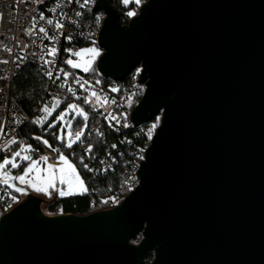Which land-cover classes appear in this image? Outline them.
<instances>
[{"label":"water","instance_id":"1","mask_svg":"<svg viewBox=\"0 0 264 264\" xmlns=\"http://www.w3.org/2000/svg\"><path fill=\"white\" fill-rule=\"evenodd\" d=\"M94 9L102 78L142 68L131 124L162 115L140 185L108 211L46 216L9 172L27 200L0 223V264H264V0H149L128 25L110 0Z\"/></svg>","mask_w":264,"mask_h":264},{"label":"built area","instance_id":"2","mask_svg":"<svg viewBox=\"0 0 264 264\" xmlns=\"http://www.w3.org/2000/svg\"><path fill=\"white\" fill-rule=\"evenodd\" d=\"M125 1L130 6L123 9L121 18L124 22H131L136 17L135 11L141 10L149 2ZM96 3L97 0H0V159L13 151L21 150L24 155L31 156L32 160L39 159L43 164H48L49 174L50 165L64 153L63 147L21 143L20 133L28 124L48 127L53 116L72 102L76 104V108L79 105L89 106L101 119L118 121L127 127L126 119L130 121L135 101L146 91L145 86L139 83L142 68L135 70L131 83H117L110 80L104 82L101 75V78L87 77L86 72L64 63L69 59L73 62L77 60L76 53L84 44L98 41L106 14L95 11ZM41 28L45 32H40ZM53 51L56 54L49 55ZM20 57L24 59L21 60ZM49 61L52 63H48ZM28 67L37 68L50 83L46 96L34 108L32 115L19 108L11 94L13 83ZM45 106H49L47 113L44 111ZM86 116L88 119L90 115L86 113ZM156 132L151 128L143 130L147 141L130 164L124 178V185L130 192L140 185L139 171ZM69 140L73 145L78 138L65 134L61 142L68 147ZM56 149H59V153ZM109 159L107 162L100 160L102 171L110 167L108 164L113 157L110 156ZM89 165H92V160ZM15 182L17 184V179ZM17 186L29 190L27 186ZM26 199V196L15 194L0 182V223L5 215Z\"/></svg>","mask_w":264,"mask_h":264},{"label":"trees","instance_id":"3","mask_svg":"<svg viewBox=\"0 0 264 264\" xmlns=\"http://www.w3.org/2000/svg\"><path fill=\"white\" fill-rule=\"evenodd\" d=\"M110 5L118 12L120 23L128 25L130 22H124L121 16L123 9L130 5H127L125 0H110ZM139 13L140 10H137L134 14L138 16ZM93 43H86L83 48H87ZM97 63L89 72H86L87 77H100L96 68ZM135 72L125 79V83L132 82ZM102 81L109 82L103 78ZM49 86L50 83L37 68L28 67L13 83L11 94L17 106L28 115H32L34 108L46 96ZM144 94L135 101L132 110L140 104ZM83 108L90 116L86 121L80 118L76 122L78 127H82V129L85 127L84 135L71 148L65 147L56 138L58 131H48V127L43 125L28 124L20 133L21 143H43L35 138L44 137L49 140L51 147L62 146L63 152L78 166L84 178L87 191L64 196L59 195L57 191H52L50 197L45 198L48 201L47 212L52 216L86 217L93 213L114 209L122 204L131 193L124 185L125 174L140 148L147 141L143 130L151 128L153 132L157 131L162 123V115H159L151 124L140 128H134L129 119H126L127 127H125L118 121L108 122L101 119L97 113L90 110L89 106H83ZM153 125L156 127L153 128ZM110 156L113 157L108 164L110 167L106 171H102L100 160L107 162L110 160ZM90 160H92V165H89ZM141 239L142 237L138 236L133 243L139 244ZM154 258L155 254L151 253L147 264H151Z\"/></svg>","mask_w":264,"mask_h":264},{"label":"rangeland","instance_id":"4","mask_svg":"<svg viewBox=\"0 0 264 264\" xmlns=\"http://www.w3.org/2000/svg\"><path fill=\"white\" fill-rule=\"evenodd\" d=\"M90 49H95L96 50L95 54L91 52ZM102 52L103 51L99 48L98 41L94 42L92 45H90L87 48L79 49V51L76 53L77 60L73 62L75 65H79V66L74 68L84 72H89L102 56L103 54ZM96 68L98 69L97 66ZM70 104L76 105L74 102ZM81 112H83L84 115H86L85 109L80 105L78 108H70V107L64 108L62 110V115L52 120V122L48 126V131L51 130L58 131L59 132L58 136L60 137L59 141H62L65 134H67V136L69 137H73L72 135L73 130L81 131L82 133L81 136L77 137L78 140H80L83 137L84 132H82V127L80 128L76 125V122L80 118L84 119V115H81ZM40 140L42 142L46 140L48 141V145H50L48 139L41 137ZM15 152H20L21 156L19 157L15 156L14 155ZM24 156L26 155H24L21 152V150L13 151L11 154L5 156L13 160V162L17 165V167H12L11 165H7L3 170H0V182H7L10 180L9 172H15L17 174V177L24 175L25 170L31 166V162H27V160L23 158ZM63 156L67 160L68 164L72 165V169H74V172L69 170L66 165L62 164L60 159L52 163L50 166L53 169L52 175H54L55 179L53 181V184L50 187H48L47 192L36 191L35 188H33L29 183H27V181H33L34 183L40 184L41 187L45 186L43 182L46 181L49 176L47 169L48 164H43V162L40 161L39 159L36 160L38 161V163L35 169L27 174L24 182L17 179L18 185L27 186L30 190L31 195H33L34 197L41 198L44 201V204H41V210L46 216H52V215L47 212L48 201H46L45 198L50 197L52 191L54 192L64 191L65 193H67V184L60 182V176L62 175L60 172L61 168L65 169L63 175H65L67 178L73 179L75 181V177L78 176L79 179L83 182L84 187L86 188L84 178L78 166L65 153H63ZM5 157H2L0 159V163H2ZM83 192L85 191H80L79 189H77V194Z\"/></svg>","mask_w":264,"mask_h":264},{"label":"snow or ice","instance_id":"5","mask_svg":"<svg viewBox=\"0 0 264 264\" xmlns=\"http://www.w3.org/2000/svg\"><path fill=\"white\" fill-rule=\"evenodd\" d=\"M77 15H79V13H77ZM129 15H132V14L129 13ZM49 23H52V22L49 21ZM61 27H63V26H61ZM40 32H45V29L41 28ZM68 39L71 40V37H68ZM66 50H70V49H66ZM90 51L93 52L94 54L96 52L95 49H90ZM55 54H56L55 51L49 53V55H55ZM20 59L23 60L24 57H20ZM48 63H52V62L49 61ZM64 63H66L68 65H71L73 67H78L79 66V65H75L73 63V61L70 60V59L69 60H65ZM61 71H63V69H61ZM49 75H51V73H49ZM85 102H87V98H85ZM67 107L76 108V105L69 104V105H67ZM48 110H49V106H45L44 111L47 113ZM61 115H62V111L57 113L56 116H53V119H56L57 117H59ZM81 115H84V113L81 112ZM84 119H85V121L87 120V116L86 115H84ZM155 127H156V125H153V128H155ZM81 134H82L81 131H75V130H73V133H72V135H74L75 137H80ZM149 137H151V132H149ZM56 138L60 139L59 136H57ZM35 139L40 140V137H36ZM43 143L48 145V141H46V140L43 141ZM48 146L51 147V145H48ZM67 146L69 148L72 147V143H71L70 140L67 142ZM56 151L59 153V149H56ZM14 155L19 157V156H21V153L20 152H15ZM23 158L26 159V160H31V166L28 169L25 170L24 175H21L19 177H15L14 176V177H11V179H13V180L14 179H19L22 182H24L25 181V177L27 176V174L29 172H32L35 169L38 161L32 160L31 156H24ZM141 158H143V157H141ZM42 159H47V157H42ZM60 161H61L62 164L66 165L69 170L74 172V169H72V165L68 164V162L65 159V157L63 156V154H60ZM7 165H11L12 167H17V165L13 162V160L5 157L3 159V161H2V163H0V170H3L5 168V166H7ZM85 167H87L86 164H85ZM64 171H65L64 168L60 169V172L62 174L60 176V182L67 184V193H65L64 191H60L59 195H61V196H64L66 194L67 195H74V194H77V189H79L80 191H87V189L83 185V182L79 179L78 176L75 177V181H74L73 179L67 178L65 175H63ZM54 179H55V177H54V175H52V169L50 167L49 168V176H48L47 180L43 182L44 185H45L44 187H41L40 184L34 183L33 181H27V183H29L33 188H35L36 191L47 192L48 191V187H50L53 184ZM17 191H20V189H17Z\"/></svg>","mask_w":264,"mask_h":264},{"label":"crops","instance_id":"6","mask_svg":"<svg viewBox=\"0 0 264 264\" xmlns=\"http://www.w3.org/2000/svg\"><path fill=\"white\" fill-rule=\"evenodd\" d=\"M60 193V192H59Z\"/></svg>","mask_w":264,"mask_h":264}]
</instances>
